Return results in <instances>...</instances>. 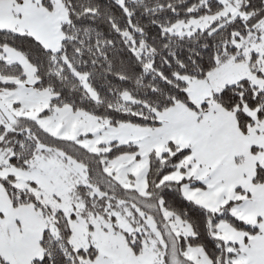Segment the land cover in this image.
<instances>
[{
  "label": "snow or ice",
  "instance_id": "snow-or-ice-1",
  "mask_svg": "<svg viewBox=\"0 0 264 264\" xmlns=\"http://www.w3.org/2000/svg\"><path fill=\"white\" fill-rule=\"evenodd\" d=\"M0 264H264V0H0Z\"/></svg>",
  "mask_w": 264,
  "mask_h": 264
},
{
  "label": "trees",
  "instance_id": "trees-1",
  "mask_svg": "<svg viewBox=\"0 0 264 264\" xmlns=\"http://www.w3.org/2000/svg\"><path fill=\"white\" fill-rule=\"evenodd\" d=\"M195 2H196V0H183V3L185 5H188V4H191V3H195ZM142 23L145 24V25H147L148 24L147 19L143 20ZM154 32H155V29L153 28L152 29V33H150V34H154Z\"/></svg>",
  "mask_w": 264,
  "mask_h": 264
}]
</instances>
